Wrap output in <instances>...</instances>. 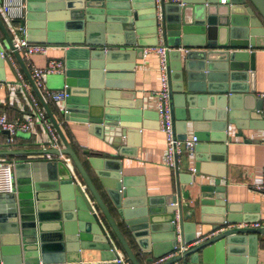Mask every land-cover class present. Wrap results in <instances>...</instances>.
<instances>
[{
	"label": "water",
	"instance_id": "water-1",
	"mask_svg": "<svg viewBox=\"0 0 264 264\" xmlns=\"http://www.w3.org/2000/svg\"><path fill=\"white\" fill-rule=\"evenodd\" d=\"M182 2L180 5L160 0L158 13L156 0L148 1L147 12L145 1L141 3L139 0H26V21L13 20L10 28L0 18L3 45L14 50L64 144L61 149L0 150V156L10 157L55 155L54 158L37 161L16 158V192L0 194V264L78 263L80 251L84 249L101 250L103 256H110L104 259L113 260L120 256L119 250H122L133 264H141L119 221L141 250L153 255L149 259L151 262L175 252V247L180 244L185 248L182 252L159 264H257L258 237L264 234V227H227L249 222L246 217H237L240 213L226 203V187L222 185L224 172H207L201 170V165L213 162L210 151H207L213 147L211 142L230 140L228 122L238 128L237 122L228 116L234 111L233 106L227 104V99H233L236 94L256 92L252 76L255 53L244 51L264 47V0ZM55 12L68 13L66 21L74 24L75 40L67 43L80 45L81 49H78L85 60L78 67L67 63L65 73L60 74L61 84L49 88L68 92L62 114L68 121L88 124L91 133L97 127L119 133L121 138L126 137L127 132L140 130L125 123L146 124L149 116L156 117L159 122L157 109L136 110L133 117L128 116L130 114L118 115L112 100L126 97L125 104H133L129 101L133 94L128 90H133L134 85L123 87L115 85V81L126 71L131 72L127 74L133 78L136 59L144 53L146 46L158 44L161 33L169 49L168 101L174 137L184 141L192 130L197 139L193 152H189L184 143L181 145L182 157L188 161L194 158V171L202 174L190 173L187 183H199L201 222H208L203 218L208 213L218 218L211 221L214 227L210 232L197 237L196 222L186 219L190 214L184 215L177 197L147 196L143 190L133 191L128 179L122 175L116 155L110 154L105 158L102 156L105 151H100L89 157L101 188L95 184L36 87L21 53L14 47L15 35L26 37L31 43H54L50 38L33 39L30 35L41 29L53 32L51 16ZM145 13L150 18L153 35L149 41L143 39L142 33ZM14 24L19 27H14ZM182 50H186L184 58ZM1 51L0 45V58ZM213 54L224 57L210 59ZM122 55L133 56L129 65L122 64ZM191 59H198L200 66L184 67V63ZM174 77L179 79L177 88L172 83ZM244 81H248L245 87L239 85ZM217 84L222 87L217 89ZM122 90L127 91L121 93ZM216 99L220 100V105H214ZM134 107L141 109L142 103L137 101ZM260 114L263 117L261 109ZM123 128L127 129L126 133ZM202 142L207 143L204 151L197 146ZM86 153L91 154L89 151ZM62 155L70 157L76 173L61 158ZM176 171L179 172V162ZM160 226H163L162 230ZM164 243L170 244L167 249L160 253L153 251ZM67 252L68 256L70 252L75 253L74 257L67 259Z\"/></svg>",
	"mask_w": 264,
	"mask_h": 264
},
{
	"label": "crops",
	"instance_id": "crops-1",
	"mask_svg": "<svg viewBox=\"0 0 264 264\" xmlns=\"http://www.w3.org/2000/svg\"><path fill=\"white\" fill-rule=\"evenodd\" d=\"M141 3L145 1V11L147 12L146 5L150 0H139ZM227 2V0H226ZM26 9L23 20H27V3L25 0ZM144 13V10H142ZM145 13V19L143 21L142 33L144 40L149 41L153 35L151 34L150 18ZM67 12H55L51 16V27L53 32H49L46 29L35 30L30 36L33 39H52L54 43H42L48 45L47 53L45 54H33L30 56V63L37 68H45L50 60H62L65 65V71L67 63H72L73 66H79L84 62L85 57L83 53H80V45L74 43H67V41L75 40L73 31V22L66 21L68 18ZM0 18L2 21L10 26L12 20L9 19L2 10V1H0ZM20 19V20H21ZM14 27H19L18 24H14ZM18 36L15 35L13 41H17ZM4 37L0 34V45L2 49L0 58V113L6 115L9 119H29L33 118L34 126L29 132H19L12 143H8V134L5 131L0 130V150L4 149H49L52 148L50 134L46 127L41 124L35 117V110L31 101L29 93L19 86L18 71H24L22 65L15 56L10 59L12 54L10 49L3 45ZM147 47V46H146ZM80 48V49H78ZM200 51V50H194ZM221 52H229L231 50H217ZM186 50H182L183 58ZM245 53H255L253 57L254 72L253 81L256 88L255 94H236L233 99H227V104L233 106V114H229V118L237 122L235 124L228 122L227 135L230 140L220 142V138H215L219 141L211 142L210 156L213 162L204 163L201 165V170L209 171L211 173L219 174L224 172L225 178L222 179V185L226 187L224 193L226 203L233 205V208L238 211L239 215L246 217L248 220L247 225L251 227L253 219L262 218L264 214V194L256 189L262 181V169L264 166V119L260 114L262 102L258 93L264 91V47L263 48H248ZM8 53V56L5 55ZM223 53V54H224ZM133 57V56H132ZM132 57L122 55V64L124 66L129 65ZM224 56L219 54L210 55V59H218ZM24 61V58H23ZM115 62L116 59H115ZM137 66L132 71L133 78L131 79V73L129 71L123 72L119 80L115 81V85L128 86L134 85L133 90H128L133 94L132 99L129 101L133 104H125L126 97H120L119 100H112V106L118 110V115H134V111L138 110H156L158 107V99L156 94L163 89L161 81L160 61L159 56L154 52L140 53V57L136 59ZM184 63V60H183ZM200 66L198 59H191L185 64L184 67L196 68ZM65 71L63 73H65ZM126 73V74H125ZM26 74V73H25ZM61 74V73H59ZM53 75V74H51ZM27 77V75H26ZM27 80L33 88L29 78ZM53 77H46L45 82L49 87H57ZM179 79L173 78L172 83L175 87H179ZM248 81H244L242 85L245 87ZM198 87L197 85H194ZM186 87V80H185ZM215 87L219 89L217 84ZM33 91L35 92L34 88ZM127 90H122L121 93ZM120 93V92H119ZM36 94V92H35ZM37 95V94H36ZM127 95V94H126ZM125 95V96H126ZM218 95V94H217ZM239 95V96H237ZM122 96V95H119ZM47 104L55 115L57 121L65 133L68 141L73 149L78 154L86 170L91 175L93 181L97 186L101 188L99 178L95 173V170L90 165L88 159L93 153H101L103 157H109L110 154L116 155L119 166L122 170L123 177L128 179V183L131 189L135 192L144 191L147 196L164 197L173 195L180 200V204L184 215L190 214V217L186 218L188 221L196 222L197 237H201L203 233H208L214 227L211 221H216L218 218L211 213L203 215V218L207 220V223H202V213L200 210V192L199 183L194 182L188 184V175L194 173L195 159L191 158L189 161L180 157L179 172L168 167L164 163V156L167 147L166 135L160 129L159 122L156 121V117L149 116L145 123L129 122L125 124H131L132 127H137L140 130H134L127 132L126 137H118L119 133L114 131L98 129L95 127L91 133L89 131V125L85 123L72 122L66 120L62 111L65 109L66 101L53 102L46 99ZM137 101L142 103L141 109H136L134 106ZM223 102V101H222ZM220 100L216 99L214 105H220ZM120 110V111H119ZM229 111V108H228ZM221 125V124H220ZM135 128V129H137ZM120 129V128H119ZM125 133L126 128L122 129ZM120 131V130H119ZM216 135H219L216 133ZM100 136V137H97ZM193 132H188V138H193ZM61 147L64 146L63 141L60 138ZM118 146L119 149L114 148L111 144ZM207 143H198L199 149L204 151ZM206 149V148H205ZM89 151L91 154H87ZM120 152H123L121 154ZM205 153V152H204ZM204 153H202L204 155ZM55 155L49 154H37V155H22L16 157L0 156V158H22L24 160H43L54 158ZM62 159L66 160L73 167L71 159L67 155H62ZM190 162V164H189ZM104 169V168H103ZM194 169V170H193ZM104 171H106L104 169ZM77 172V171H76ZM75 172V173H76ZM181 175V177L179 176ZM193 175H202L200 173H194ZM213 179L212 176H210ZM259 219V220H260ZM245 224V223H244ZM119 225L123 230L127 241L132 247L134 253L137 255L141 264H158L159 260L154 259L152 262L149 259L152 254L142 251L136 244L135 240L131 237L130 232L119 221ZM239 227V225H228L227 227ZM159 229H163L160 226ZM224 230V229H223ZM221 230V231H223ZM181 241V237L178 234V242ZM258 255L255 258L257 264H264V234L258 237ZM154 252L160 253L169 247V243L160 244ZM147 247V246H146ZM75 253H66L67 259H72ZM80 262L78 263H50V264H120L113 259H104V257H110L109 254L103 256L101 250L98 249H84L79 254ZM120 257H127L124 251L119 250ZM175 255V252L162 258L164 261L169 257ZM40 264V263H39ZM41 264H43L41 262Z\"/></svg>",
	"mask_w": 264,
	"mask_h": 264
},
{
	"label": "built area",
	"instance_id": "built-area-1",
	"mask_svg": "<svg viewBox=\"0 0 264 264\" xmlns=\"http://www.w3.org/2000/svg\"><path fill=\"white\" fill-rule=\"evenodd\" d=\"M166 3H179L183 4L182 0H164ZM225 3L226 0H221ZM158 5V13H160V0H156ZM26 9L25 0H3L2 1V10L5 15L13 20H20L23 18ZM15 50L21 53L24 58V63L26 64L31 78L33 79L36 87L41 91L45 99H48L53 102H62L65 101L69 94L65 89L54 90L50 89L45 82L46 75L59 74L65 71V65L62 60H50L45 68H37L33 66L30 61V56L33 54H45L47 53L48 45L41 43H31L27 40L26 37L18 38L14 42ZM168 48L165 46L163 39L159 37V42L154 46H147L144 49L145 53L154 52L159 56L160 61V71H161V81L163 89L156 94L158 99L157 110L159 112V127L166 135L167 147L164 156V163L173 170L176 169L177 163L180 161L182 155L181 145L184 143L186 149L189 152H193L194 147L197 143V139L194 136L193 138H187L184 141L177 140L174 137V129L170 114L169 108V91H168V61H167V52ZM12 54L10 59L14 55V50H9ZM2 55H4L2 53ZM8 56V53H5ZM19 86L25 89L31 98L33 107L35 110V117L38 121L43 124L50 134L52 147L61 149L60 136L57 133L53 123L51 122L43 104L41 103L39 97L33 91V88L29 84L26 74L22 71H18ZM258 96L262 100L261 113L264 117V91L258 93ZM34 119H9L6 115L0 113V130L8 132V143L14 142L17 134L19 132H29L34 126ZM264 145V138H263ZM15 158H0V194H9L16 192V182H15ZM194 170V169H193ZM256 189L264 194V166L262 169V181L259 185L256 186ZM253 228L264 227V214L262 218L250 224ZM239 227H248L246 224H241ZM185 248L181 247L178 244L175 247V254L182 252ZM163 259H160L158 262L161 263ZM114 261L120 264H133L128 257H118ZM158 263V264H159ZM41 264V263H40Z\"/></svg>",
	"mask_w": 264,
	"mask_h": 264
},
{
	"label": "rangeland",
	"instance_id": "rangeland-1",
	"mask_svg": "<svg viewBox=\"0 0 264 264\" xmlns=\"http://www.w3.org/2000/svg\"><path fill=\"white\" fill-rule=\"evenodd\" d=\"M46 77H53L55 80L54 82L57 84V85H60L61 84V76L60 74H53V75H46Z\"/></svg>",
	"mask_w": 264,
	"mask_h": 264
}]
</instances>
